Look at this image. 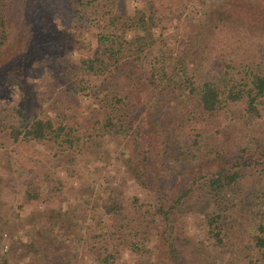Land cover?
I'll return each instance as SVG.
<instances>
[{"label":"trees","instance_id":"trees-1","mask_svg":"<svg viewBox=\"0 0 264 264\" xmlns=\"http://www.w3.org/2000/svg\"><path fill=\"white\" fill-rule=\"evenodd\" d=\"M128 1L0 0V95L6 86L25 87V72L36 64L44 70L46 63L62 91L82 98L80 113L96 137H125L135 144L129 154L124 151L121 178L118 171L104 177L114 182L104 200L96 193L101 177L86 178L75 188L80 197L74 208L87 213L83 205L96 204L98 227L79 238L83 244L62 249V240L36 224L27 241L8 228L9 258H17L20 250L23 257L30 251L41 254L39 264H85L92 258L97 264H129L118 261L121 248L136 253L134 264H264V46L248 42L264 40V0H194L201 21L185 53L154 31L164 14L157 3L131 9ZM56 15L75 25L61 29ZM94 21L104 23L97 27L96 52L69 58L67 53L82 48L79 37ZM146 102L153 108L147 111L151 128L141 130L138 111ZM34 105L28 100L15 110L1 107L0 134L8 130L13 144L50 145L77 173L73 162L83 154L85 139L95 137L68 123L64 111L39 114ZM236 123L253 134L248 132L249 139L235 150L212 146L219 165L205 167L198 158L205 129L213 124L232 130ZM167 155L174 156L170 164ZM178 166L188 170V179L172 192L168 170ZM257 174L260 179L251 177ZM126 181L139 186L146 202L123 198ZM29 185L22 187L25 204L41 199ZM188 214L197 221L203 215V239L185 234ZM1 220L0 240L12 221ZM36 240L45 247L37 248Z\"/></svg>","mask_w":264,"mask_h":264},{"label":"rangeland","instance_id":"rangeland-1","mask_svg":"<svg viewBox=\"0 0 264 264\" xmlns=\"http://www.w3.org/2000/svg\"><path fill=\"white\" fill-rule=\"evenodd\" d=\"M216 1L224 2L225 0ZM128 2L127 5L131 9L138 5L142 6L143 3H157L154 7L163 11L164 14L160 13L162 20L158 21V26L155 27L154 31L157 35L163 34L167 38L169 45L175 48L177 52L185 53L186 46L190 43V33L198 29L195 23L198 20L201 21L200 14L195 13L197 5L193 3H197L196 1L130 0ZM188 3L189 5L186 8L185 5ZM54 21L59 24L61 29L69 27V30L75 25L68 18L64 19V16L61 15H56ZM100 24L104 25V23L99 21L88 23L85 29H83L85 32L79 37L82 40V48L75 52L67 53L69 58L80 59L83 56L92 55L96 52L99 40L98 35L101 31L97 27ZM248 42L264 46V40L259 37L251 38ZM58 60L59 58L56 61L57 66L61 65ZM38 66L42 67V65L36 64L35 69L25 72V87L19 86L17 88L13 86V89L9 86L4 87L5 89L0 95V108L5 107L15 110L28 100L33 101L35 103L33 111L35 110L39 114H51L54 116L60 110L64 111L68 123L79 125L85 135L92 133L95 138L85 139L87 143L83 147V154L77 155V160L73 162L78 167L77 173L80 174L78 176L73 171V166H70L68 163L67 158L59 155L56 149L50 148V145L39 142L13 144L8 130L0 134V176L3 177V183L0 185V189H3L0 193V214L3 216V220L8 218L12 220L9 224L4 225L6 231L2 240H0V262H3L5 259L7 264H39L41 259H38V257L41 254L35 251H30L27 256L23 257L21 251L18 250L17 258H9L12 241L10 231L18 239L27 241L31 239L28 237L31 234L29 231L34 228L35 224L48 228L53 239L62 240L65 243H62V249L83 244L82 240L79 242V238L81 239V236L85 235L86 231L92 233L98 227L96 218L94 217L96 215L94 213L96 204L92 202L88 207L84 204L83 209H87V213L74 208V205L79 202L78 199L80 197L79 194L75 193V188L80 186L86 178L93 181L101 177L96 182V193H100L98 197L104 200L114 184V182L111 183L105 180V176L113 175L114 171H118L119 178H121L123 174L121 172L124 164L123 159L126 157L125 153L129 154V149L135 147V144L133 142L131 144V141L129 142V139L125 137L111 139L110 141L108 138L96 137L95 132L84 121L83 115L80 113L83 107L82 98L75 97L72 94L68 95L67 92L62 91L65 89L59 86L62 83L61 80L58 83L56 82L57 80L50 75L51 70H48L46 63L44 70H41ZM26 88L28 90L24 92ZM31 97L33 99H30ZM85 99L87 101L88 97ZM150 103L151 105L155 104L154 101ZM146 105L147 107H145L143 112L138 111L140 113V115L138 114V121L141 130H150L151 128H149L147 111L151 112L153 108L147 102ZM229 119L230 117L228 119L223 118L221 124L226 125L229 123ZM240 129L237 123L236 126L232 125V130L225 128L217 129V126L213 124L208 126L205 129L204 139L201 142L203 147L198 157L201 159L200 162L207 168H213L216 165L218 167L217 153L215 150L211 151L213 149L212 146L219 148L225 146L226 150H235L242 142L249 139L248 132L251 133L249 127ZM149 138H151V135H149ZM143 142L144 145H147L145 139ZM166 157L165 161L168 164L173 162V155H167ZM95 167H98L99 170L94 174L93 169ZM183 169L184 167L178 166V168H169L168 170L172 171L169 184L167 183L173 188L172 192L188 179L186 175L188 170L185 171ZM164 174L165 172H163ZM166 174L167 178H169V173L166 172ZM251 177L260 179L258 174ZM24 183H31L29 185L30 190L32 193H38L41 199H34L32 202L25 204V193L22 189ZM246 184L249 187L251 180L248 179ZM122 195L124 199L129 197L131 200L133 197L138 196L141 201L146 202V195L132 181H126ZM46 198L49 199L46 201ZM68 208L70 209L65 212L64 209ZM190 211L187 213L191 214L193 210ZM33 213L37 216V219L32 217ZM191 215L188 214L184 219L187 226L185 234L188 238L190 237L195 240L203 239L204 231L201 229L203 227L201 226L203 225V215H199V221H197L198 217ZM83 218L86 220L83 221ZM3 220H1V224L4 222ZM86 227L89 229H86ZM8 228H10V231ZM178 243H181L180 239H178ZM183 243L185 241H182ZM35 246L41 249L45 247V243L43 240H36ZM119 249V252H116L118 261L134 264L133 262L138 258L136 253ZM85 264H97V262L92 258Z\"/></svg>","mask_w":264,"mask_h":264}]
</instances>
